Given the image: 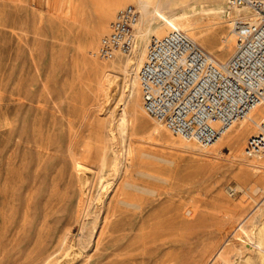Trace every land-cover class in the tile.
<instances>
[{
    "label": "rangeland",
    "instance_id": "rangeland-1",
    "mask_svg": "<svg viewBox=\"0 0 264 264\" xmlns=\"http://www.w3.org/2000/svg\"><path fill=\"white\" fill-rule=\"evenodd\" d=\"M116 1L0 0V264H39L40 247L53 250L68 236L69 248L82 238L99 207L94 191L80 208L77 161L89 165L97 181L111 185V195L130 162L163 178L158 183L175 201L159 207L169 217L165 233L173 230L178 240L165 252L174 254L175 264H210L228 240L212 264H264V253L246 247L244 238L251 233L264 248V194L243 192L241 187L254 182L243 177L231 146L222 145L212 156L165 127L152 132L157 121L142 117L121 71L110 98L98 87L94 60L101 65L109 60L95 56L98 48L88 52L86 31L79 30L93 31L96 14ZM128 5L137 8L135 0L120 2L109 25ZM198 10L199 17L209 14L206 7ZM231 27L221 29L218 42L232 36ZM127 56L116 57L117 66ZM101 155L108 156L104 169ZM186 218L193 224L189 241L183 237ZM94 251L89 249L91 255ZM62 253L54 256L55 263Z\"/></svg>",
    "mask_w": 264,
    "mask_h": 264
},
{
    "label": "bare ground",
    "instance_id": "bare-ground-1",
    "mask_svg": "<svg viewBox=\"0 0 264 264\" xmlns=\"http://www.w3.org/2000/svg\"><path fill=\"white\" fill-rule=\"evenodd\" d=\"M120 2H126V0H118L100 9L96 14L97 21L93 31H90L87 26L79 30V33L86 31L85 43L89 45L88 52L99 49L96 43L102 34L106 35L109 32V27L111 29L112 23L109 25V21ZM135 4L140 13V18L136 25V44L132 53L119 66L116 64V59L109 60L103 65L98 64L97 60L94 62L98 67V87L103 91L105 97L110 98L112 96V91L117 86L116 72L121 71L124 84L131 89V95L137 96L135 104L142 117H150L140 103L142 89L139 72L147 59L148 48L152 40L151 38L149 40L151 34H155V37L159 38L163 37L161 33L164 31L167 34L174 30L183 31L210 54H216V57L213 56L225 64L238 48L235 27L238 24L259 26L264 20V15L257 9L250 6L236 7L230 1L227 5L226 0H188L180 4H176L174 0H135ZM199 5L206 7L209 14L199 17L201 14L198 10ZM227 24L232 26L230 32L233 34L232 36H230L231 34L223 36L218 42V35ZM204 45L210 46L211 51L206 49ZM263 116L264 103L256 107L249 117L234 123L212 145L203 147L198 144L202 147V151L208 152L212 156L219 155V149L222 145L231 146L232 158L241 166L243 177L254 182L252 186L244 189L241 187L243 192L249 196L256 193L264 194V155L253 157L254 159L249 161L250 157L245 153L248 140L257 132L258 123ZM162 127L165 126L157 122L152 132H160ZM183 139L186 140L183 143L187 146L195 148L197 145L193 140ZM107 157V155H101L98 159L102 169L107 164ZM119 165L120 163H117L114 167L117 172L116 176L120 175L118 173ZM88 166L84 161H77L78 187L83 200L80 208L83 209L85 200L93 195L94 191H97L98 214L94 217L93 223L86 227L82 238L71 244L69 248L65 245L68 236L60 238L57 248L53 250L40 247V252L36 256L42 258V260L39 258L42 261L39 264H81L83 261L90 262L89 264H175L174 254L165 255V252L167 247L176 246L178 240L173 236V230H168L165 233L164 224L166 221L169 222V217L164 218V212L159 209L164 203L168 201L174 203L175 201L167 196L164 186L158 183L163 178L150 172L143 165H135L130 162L124 168L120 177L121 182L117 183L111 195V185L105 184L102 180L97 181V175L88 169ZM141 176L154 178L157 182ZM261 215L264 216V211ZM241 226L242 223L232 234L236 235ZM192 228V221L190 218H186L183 222L185 241L191 239ZM95 234L97 239L92 244ZM244 238L246 239V247L253 249L254 246L258 252L264 253L261 244L254 242L253 234L247 233ZM228 241L211 259L210 264L221 257ZM92 247L95 253L91 255L89 249ZM60 250H63L62 257L58 263H55L56 257L54 256ZM254 256L257 255L254 254ZM32 263L34 262L32 261Z\"/></svg>",
    "mask_w": 264,
    "mask_h": 264
},
{
    "label": "built area",
    "instance_id": "built-area-1",
    "mask_svg": "<svg viewBox=\"0 0 264 264\" xmlns=\"http://www.w3.org/2000/svg\"><path fill=\"white\" fill-rule=\"evenodd\" d=\"M229 1L264 15V0ZM139 18L134 5L121 9L95 56L112 60L131 54ZM235 29L238 48L225 64L183 31L152 38L139 72L143 107L172 135L210 146L264 103V20ZM245 153L250 158L264 155V116Z\"/></svg>",
    "mask_w": 264,
    "mask_h": 264
}]
</instances>
